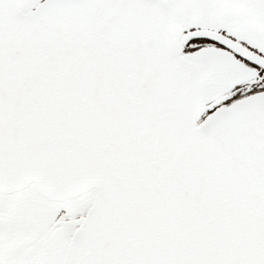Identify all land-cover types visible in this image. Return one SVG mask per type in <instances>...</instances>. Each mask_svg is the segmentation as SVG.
Wrapping results in <instances>:
<instances>
[{"label": "water", "instance_id": "95a60500", "mask_svg": "<svg viewBox=\"0 0 264 264\" xmlns=\"http://www.w3.org/2000/svg\"><path fill=\"white\" fill-rule=\"evenodd\" d=\"M182 37L169 0H0V200L89 197L63 264H264V92L208 114ZM32 234L0 215V246Z\"/></svg>", "mask_w": 264, "mask_h": 264}, {"label": "flooded vegetation", "instance_id": "af4514ba", "mask_svg": "<svg viewBox=\"0 0 264 264\" xmlns=\"http://www.w3.org/2000/svg\"><path fill=\"white\" fill-rule=\"evenodd\" d=\"M183 30L184 53L203 71L207 113L244 97L264 92V68L243 58L246 52L264 60V24L210 9L205 0H169ZM48 194L29 192L0 200V215L20 220L33 234L14 245L0 246V264H63L64 254L51 238L75 229L84 217L88 196L57 202Z\"/></svg>", "mask_w": 264, "mask_h": 264}]
</instances>
